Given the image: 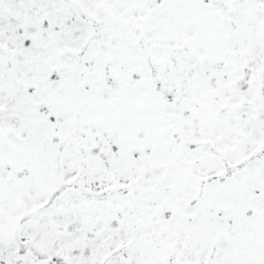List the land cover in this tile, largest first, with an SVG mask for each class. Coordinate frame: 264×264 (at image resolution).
<instances>
[{
  "label": "snow or ice",
  "instance_id": "6c2138e0",
  "mask_svg": "<svg viewBox=\"0 0 264 264\" xmlns=\"http://www.w3.org/2000/svg\"><path fill=\"white\" fill-rule=\"evenodd\" d=\"M0 264H264V0H0Z\"/></svg>",
  "mask_w": 264,
  "mask_h": 264
}]
</instances>
